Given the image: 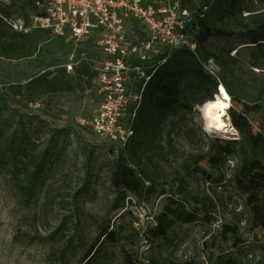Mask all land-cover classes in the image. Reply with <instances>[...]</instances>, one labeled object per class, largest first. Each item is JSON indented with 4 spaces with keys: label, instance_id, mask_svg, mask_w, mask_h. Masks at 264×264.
<instances>
[{
    "label": "rangeland",
    "instance_id": "374dc122",
    "mask_svg": "<svg viewBox=\"0 0 264 264\" xmlns=\"http://www.w3.org/2000/svg\"><path fill=\"white\" fill-rule=\"evenodd\" d=\"M250 2L264 20V0H245V4ZM184 6L194 18L206 12L221 32L233 34L220 33L212 37L201 46V52L220 54L231 49V56L236 60L231 67L232 75L226 78L219 67L217 73L225 88L228 85L243 104L252 106L264 87V68L256 66V50L242 45L239 34L251 27L253 17L238 11L234 16L222 18L227 0H185ZM32 9L31 0H14L9 14L17 20L21 16L29 17ZM133 30L139 38L142 55L149 60L166 51L153 46L147 52L141 44L148 40L144 29L134 25ZM190 35L195 38L194 33ZM68 42L73 43L75 50L84 47L83 42L71 38ZM57 46L50 36L40 44L42 49L33 59L23 60L12 59L5 50H0V99L6 102L2 105L0 101V129L5 134L0 149L4 150L7 140L17 134L26 138L29 155H44L47 159L37 196L31 203L23 199L13 180L14 159L7 155L3 160L8 166L0 164V264H82L92 248L98 249L92 264H226L218 262L220 252L210 245L215 237L220 244L222 226L230 224L239 226L245 243L238 248L232 243L221 245L224 254H233L235 264H258L264 258V232L258 231L256 237L249 233L248 196L234 180L236 161L229 162L221 172L222 185L197 174L187 177L182 187L179 182L184 158L206 154L210 141L239 140V132L235 128L227 133L208 130L201 105L191 112L180 109L176 115L166 116L143 138L140 154L141 167L157 184V193L149 201L127 193L125 207L115 209L118 191L111 183L115 162L129 159L130 154L129 151L116 152V147L96 136L91 127L95 111L102 103L98 94L99 72L92 65V60L100 56L96 54L94 42L91 50L79 60L70 56L69 63H74L73 68L77 70L69 71L66 65L52 69L59 75H62L58 72L60 68L66 70L62 79L70 86V91L54 93L44 85L30 84L31 77L39 78L45 73L40 63L45 61L47 50L52 47L57 51ZM62 55L60 51L56 54L58 58ZM133 59L137 62L138 56ZM83 63L90 65L88 75L79 69ZM128 75L125 85L135 95L140 82L135 72ZM135 105L134 101L129 103L126 120L133 119ZM231 106L242 109L233 101ZM249 120L258 132L259 114H250ZM200 165L211 175L215 174L205 162ZM191 196L211 198L215 202L212 224H177L166 238L160 239L145 235L169 197L188 201ZM261 197L264 198V188ZM117 225L126 230V238L116 243L104 241L106 229L112 230Z\"/></svg>",
    "mask_w": 264,
    "mask_h": 264
},
{
    "label": "trees",
    "instance_id": "16d2710c",
    "mask_svg": "<svg viewBox=\"0 0 264 264\" xmlns=\"http://www.w3.org/2000/svg\"><path fill=\"white\" fill-rule=\"evenodd\" d=\"M222 0H219V2ZM185 2V0H184ZM183 2V4H184ZM208 9V7H205ZM238 8V10H236ZM245 11L249 17H253L251 27L239 34L242 45L249 46L256 50L255 63L257 67L264 68V20L259 17L258 11L253 8V3L245 4V0H227V9L223 16L236 15L237 12ZM10 17L9 8L0 6V50L6 51L12 59L23 60L33 59L41 51L40 44L49 40L51 33L37 30L30 34L15 32L5 18ZM189 33H194V40L198 44L200 57L204 61L214 60L222 73L228 78L232 75L231 67L236 63L231 56V49L224 50L220 54L201 52V46L206 44L212 37L229 32H221L206 12H201L188 27ZM54 37V36H53ZM57 51L52 47L47 50L45 61L40 64L45 67V73L39 78L31 77V86L44 85L49 92H68L70 86L62 79L66 70H58L62 75L55 74L53 68L63 67L69 64V58L74 55L77 61L82 54L92 48L93 41L82 43L75 50L73 43L68 42V37H54ZM63 53L61 58L56 56L57 52ZM166 59L164 63L162 60ZM156 67L148 71L150 79L139 86L138 91L142 93V100L137 111L133 129L135 132L128 150L129 159L121 158L115 162L114 171L111 177L112 186L118 191L115 209L125 207L127 193L134 197L149 201L157 193V184L141 167L140 154L144 146V137L147 136L152 127H157L162 120L169 115H176L178 110L191 112L194 107L202 106L208 101H213L219 93L220 86L224 82L207 72L202 62L188 49L177 50L169 56L161 54L151 61ZM74 70L77 68H73ZM82 73L88 75L90 66L83 63L79 66ZM231 100L234 104L241 105L242 109L231 106L228 115L232 126L239 132V140L227 142L210 141L208 152L201 156H188L182 161L183 175L179 178L180 187L184 186L187 177L193 174L202 175L210 182L222 185L224 177L221 172L231 161L234 165V180L240 190L247 198L246 209L248 212V230L256 237L258 231L264 232V198L261 191L264 188V87L259 90V98L252 106L243 104L241 98L231 87L226 86ZM2 105L6 102L0 99ZM259 114L261 123L258 132H255L249 115ZM4 131L0 129V143L4 139ZM24 136L13 134L8 140L4 150L0 149V164L8 166L3 160L7 155L14 159L15 164L12 170V177L20 190L23 199L28 203L34 201L41 180V175L47 167L45 156L29 155V148L26 145ZM156 141L153 139L152 143ZM138 160V161H137ZM202 162L215 174L211 175L200 165ZM133 163L135 166H133ZM137 166V167H136ZM218 175V178L215 176ZM181 194L184 192L181 189ZM165 195V191H162ZM215 202L211 198H199L191 196L188 201L168 198L161 214L156 218V225L149 226L145 235L154 238H166L170 231L177 224L191 225L199 222L212 224L215 221ZM132 230L136 232L134 224ZM126 230L122 225H117L112 230L107 228L103 234L104 241L116 243L126 238ZM213 238L211 248L220 252L217 260L225 261L226 264H235L233 254H224L221 245L232 243L234 248L244 244L241 238L239 226L236 224L223 225L219 236L220 244ZM86 256L82 264H92V259L98 249H94ZM173 264V263H172ZM188 264H194L189 262ZM258 264H264L262 258Z\"/></svg>",
    "mask_w": 264,
    "mask_h": 264
},
{
    "label": "built area",
    "instance_id": "2783aa9c",
    "mask_svg": "<svg viewBox=\"0 0 264 264\" xmlns=\"http://www.w3.org/2000/svg\"><path fill=\"white\" fill-rule=\"evenodd\" d=\"M13 1L0 0V5L9 8ZM31 1L33 9L29 17L5 18L15 32L27 35L43 30L54 37H68L75 42H94L96 54L100 56L92 60V65L99 72L98 94L102 103L95 111L91 127L96 136L115 146L116 152H127L135 135L133 123L142 100L141 92L134 95L126 87L128 74L135 72L141 85L150 79L148 71L156 67L146 55H142L134 25L144 29L148 40L141 44L147 52L153 46H159L166 50L162 54L169 56L177 50L188 49L202 62L204 69L221 82L217 64L212 59H201L198 44L188 31L193 14L184 6V0ZM133 38L134 41L131 40ZM136 56L137 62L133 59ZM73 65L70 62L66 67L73 71ZM133 101L136 103L133 119L128 121L126 113ZM127 203L129 205L131 200Z\"/></svg>",
    "mask_w": 264,
    "mask_h": 264
},
{
    "label": "bare ground",
    "instance_id": "6f19581e",
    "mask_svg": "<svg viewBox=\"0 0 264 264\" xmlns=\"http://www.w3.org/2000/svg\"><path fill=\"white\" fill-rule=\"evenodd\" d=\"M221 89L226 90V93L230 97V100H225L223 98L224 92H222ZM217 102L223 105L222 109H217L214 107L211 111V115H209L206 112V108L208 107V105L210 104L214 105ZM231 103H232V100H231L230 94L228 93L227 89L224 86H221V88L219 89V93L216 95V98L213 101L207 102L201 108V112H202L204 120L206 121V126L208 130L212 132H217V133H221V132L227 133L234 128L231 124V121L228 115V110L231 107ZM213 117H218V119H214Z\"/></svg>",
    "mask_w": 264,
    "mask_h": 264
},
{
    "label": "clouds",
    "instance_id": "9594fccd",
    "mask_svg": "<svg viewBox=\"0 0 264 264\" xmlns=\"http://www.w3.org/2000/svg\"><path fill=\"white\" fill-rule=\"evenodd\" d=\"M221 91L222 92H224V99L225 100H230V97L227 95V93H226V90H224V89H221ZM215 105V108H217V109H222V107H220V105H221V103H219V102H217L216 104H214ZM210 106H212L211 104L210 105H208V107L206 108V112L209 114V107ZM227 106H229V105H227ZM214 108V107H213ZM213 108H211V111H212V109ZM219 122V121H218Z\"/></svg>",
    "mask_w": 264,
    "mask_h": 264
},
{
    "label": "snow or ice",
    "instance_id": "6c2138e0",
    "mask_svg": "<svg viewBox=\"0 0 264 264\" xmlns=\"http://www.w3.org/2000/svg\"><path fill=\"white\" fill-rule=\"evenodd\" d=\"M215 107V105H212L209 107V115H211V108ZM220 107H223V105H220ZM214 119H218V117H213Z\"/></svg>",
    "mask_w": 264,
    "mask_h": 264
},
{
    "label": "water",
    "instance_id": "95a60500",
    "mask_svg": "<svg viewBox=\"0 0 264 264\" xmlns=\"http://www.w3.org/2000/svg\"><path fill=\"white\" fill-rule=\"evenodd\" d=\"M208 102H209V101H208ZM205 104H206V103H205ZM205 104H204V105H205ZM204 105H202V107H203Z\"/></svg>",
    "mask_w": 264,
    "mask_h": 264
}]
</instances>
